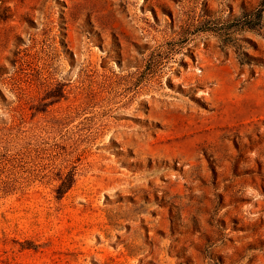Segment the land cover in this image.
Wrapping results in <instances>:
<instances>
[{
  "label": "rangeland",
  "instance_id": "374dc122",
  "mask_svg": "<svg viewBox=\"0 0 264 264\" xmlns=\"http://www.w3.org/2000/svg\"><path fill=\"white\" fill-rule=\"evenodd\" d=\"M0 264H264V0H0Z\"/></svg>",
  "mask_w": 264,
  "mask_h": 264
},
{
  "label": "trees",
  "instance_id": "16d2710c",
  "mask_svg": "<svg viewBox=\"0 0 264 264\" xmlns=\"http://www.w3.org/2000/svg\"><path fill=\"white\" fill-rule=\"evenodd\" d=\"M248 18H252L251 14L248 15Z\"/></svg>",
  "mask_w": 264,
  "mask_h": 264
}]
</instances>
